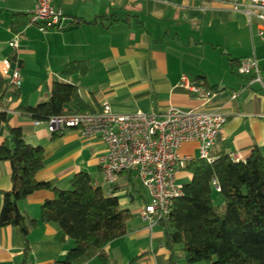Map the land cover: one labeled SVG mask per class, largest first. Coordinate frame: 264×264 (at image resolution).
Listing matches in <instances>:
<instances>
[{"label": "crops", "instance_id": "obj_1", "mask_svg": "<svg viewBox=\"0 0 264 264\" xmlns=\"http://www.w3.org/2000/svg\"><path fill=\"white\" fill-rule=\"evenodd\" d=\"M64 12L61 27L28 25L32 7L0 0V58L20 67L19 105H36L50 98L55 81L78 87L82 105L73 100L65 109L94 112L110 103L118 113L136 110L165 113L172 107L198 108L223 113L228 120L213 154H236L246 161L254 147L264 155V39L258 21L234 9L250 0H55ZM17 14V15H16ZM22 38L17 49L9 45L16 32ZM247 56L259 60L261 81L255 75H240L236 62ZM82 60L85 73L65 75L69 62ZM234 60V63H233ZM187 75L198 80L202 90L216 94L203 104L196 93L180 84ZM3 77L11 82V74ZM10 125L22 130L26 141L43 146L45 166L36 174L39 181H55L60 189L71 187L79 172L88 173L106 196H117L120 206L130 210L127 233L111 241L106 251L116 264H170L158 222L153 226L142 215L148 194L135 172H124L108 183L102 159L108 145L87 138L75 129L51 133L46 121L14 113ZM8 133L0 129V144ZM182 156L198 158L199 142L181 146ZM193 174L179 173L181 183ZM12 188V164L0 162V214L4 192ZM54 197L51 189H39L19 202L23 214L38 220L30 226L28 241L21 227H0V264H62L74 240L55 223L41 221L42 204ZM222 202V201H221ZM188 263L180 252L177 264ZM85 264H104L99 255Z\"/></svg>", "mask_w": 264, "mask_h": 264}, {"label": "trees", "instance_id": "obj_2", "mask_svg": "<svg viewBox=\"0 0 264 264\" xmlns=\"http://www.w3.org/2000/svg\"><path fill=\"white\" fill-rule=\"evenodd\" d=\"M86 68L84 61L76 60L69 62L63 73L83 74ZM19 97L20 87L1 77L0 129L5 124L8 135L0 144V162L12 164V188L4 192L0 227L20 226L27 239L30 226L38 220L23 214L19 202L39 189H51L54 197L42 204L41 221L57 224L74 240L65 258L57 262L85 264L99 255L104 264H116L106 247L127 233L130 210L120 206L117 196H106L86 172L75 174L67 189L58 188L55 181L37 180L36 174L45 166L44 147L28 143L22 130L10 125L16 112L46 121L63 113L73 100L82 105L77 85L55 81L47 101L11 109ZM214 155L213 162L203 158L188 162L186 169L193 178L184 183L183 194L175 200L169 216L158 220L171 252L170 264L178 263L180 252L188 263L264 264V155L257 146L244 162L234 161L226 153ZM214 180L220 191L214 188ZM214 192L222 195L220 204L215 202ZM30 252L28 243L23 264Z\"/></svg>", "mask_w": 264, "mask_h": 264}, {"label": "built area", "instance_id": "obj_3", "mask_svg": "<svg viewBox=\"0 0 264 264\" xmlns=\"http://www.w3.org/2000/svg\"><path fill=\"white\" fill-rule=\"evenodd\" d=\"M54 2L35 0L28 25L61 27L64 12ZM234 9L243 10L250 19H256L258 34L264 39V0H250L248 5L238 3ZM22 35L18 31L9 41L13 49L18 48ZM236 71L240 75H255L254 80L261 81L258 75L260 64L255 56L241 58ZM0 74L4 77L11 74L10 83L20 86V67L13 68L10 58H0ZM180 84L196 93L203 104L212 101L216 95L202 90L198 80H192L185 74ZM227 120L223 113L198 108L182 110L172 107L163 114L142 110L118 113L110 103H106L94 112L66 109L46 122L54 134L75 129L84 137L105 141L108 150L102 159V170L107 182L114 183L124 172H135L149 198L142 215L153 226L169 216L175 200L183 194L184 184L178 179L179 173L194 157L182 156L181 146L199 142L198 158L213 162L216 157L213 148L222 136ZM229 155L234 161H240L236 154ZM214 188L221 190L217 180H214Z\"/></svg>", "mask_w": 264, "mask_h": 264}, {"label": "rangeland", "instance_id": "obj_4", "mask_svg": "<svg viewBox=\"0 0 264 264\" xmlns=\"http://www.w3.org/2000/svg\"><path fill=\"white\" fill-rule=\"evenodd\" d=\"M18 6H24V7H32L34 4V0H13ZM213 197L216 203L220 204L222 199V195L219 192H214ZM198 264H211L208 262H199Z\"/></svg>", "mask_w": 264, "mask_h": 264}]
</instances>
